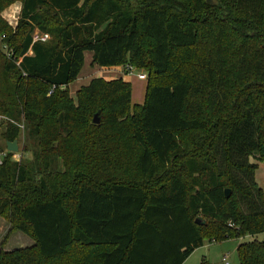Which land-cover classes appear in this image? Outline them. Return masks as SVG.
Segmentation results:
<instances>
[{"label": "trees", "instance_id": "obj_1", "mask_svg": "<svg viewBox=\"0 0 264 264\" xmlns=\"http://www.w3.org/2000/svg\"><path fill=\"white\" fill-rule=\"evenodd\" d=\"M16 1L14 29L0 14V113L23 116L34 149L0 159V216L29 242L6 250V233L0 264H182L204 241L264 234L248 161H264V0H0V13ZM85 51L146 71L143 102L103 77L74 101ZM237 255L264 264V237Z\"/></svg>", "mask_w": 264, "mask_h": 264}, {"label": "rangeland", "instance_id": "obj_2", "mask_svg": "<svg viewBox=\"0 0 264 264\" xmlns=\"http://www.w3.org/2000/svg\"><path fill=\"white\" fill-rule=\"evenodd\" d=\"M129 3H133V0H127ZM1 17L6 23L14 29L17 25L19 18V9H18V1L13 2L12 4L6 6L1 11ZM41 34L38 30H34L33 36ZM6 49L2 50V53L6 55L4 52ZM7 56V55H6ZM2 61L3 58H0V72L2 69ZM87 71V69L85 70ZM88 72V71H87ZM109 71L104 70L103 68L98 67L96 70L92 69L91 75H86L85 72L82 71L68 85V93L71 97H73L75 101V92L78 88L83 85L88 84V79L92 77H109ZM136 72L143 73L147 75L144 70H136L134 74H129L127 76H123V78L130 82L131 84V102L140 104L143 102V98L145 95L146 88V78L139 79L136 77ZM147 77V76H146ZM110 78V77H109ZM2 84L0 82V88ZM34 104V102H31ZM13 125L18 128V133L16 134V140L18 144V151L15 153H11L10 158L12 160L20 161V160H30L32 158V151L34 149L33 142L27 138L26 130H25V120L21 115L20 118H11L7 114L0 113V159L5 156V154L9 151L6 149V131ZM185 138V136H182ZM258 153L252 152L251 156H249L248 161L250 163L255 164V172H254V180L259 187H261L264 191V161L260 160ZM10 223L4 218L0 216V243L3 238L8 233L10 229ZM8 239L5 245L6 250H12L18 247H22L26 245L28 242L27 236L23 235L19 231L12 230L8 233ZM264 234H257L254 236L246 235L244 237L238 239H228L220 242H208L204 241L203 244L193 250V252L185 259L182 264H200L202 260H204L207 264H239L238 255H237V246L242 242H247L252 239L261 240L263 239ZM75 248H72V250Z\"/></svg>", "mask_w": 264, "mask_h": 264}, {"label": "crops", "instance_id": "obj_3", "mask_svg": "<svg viewBox=\"0 0 264 264\" xmlns=\"http://www.w3.org/2000/svg\"><path fill=\"white\" fill-rule=\"evenodd\" d=\"M20 8H21V3L18 2V9H19V12H20ZM84 60H83V72L86 73V75H91V71L92 69H97L98 65H95V64H92L91 63V59H92V53L89 52V51H85L84 54ZM100 68H103L105 71L108 70L109 72V77L107 79H112V78H123V76H127L128 74L125 72L124 68L122 66H113V67H100ZM87 69V71H85ZM81 71H82V68H81ZM80 71V72H81ZM79 72V74H80ZM95 77V76H94ZM92 77V78H94ZM99 77V76H98ZM88 79V82L92 79ZM103 78H106V77H103ZM124 79V78H123ZM125 80V79H124ZM145 92V91H144ZM145 96V95H144ZM144 100V98H143ZM142 103V102H141ZM140 103V104H141ZM132 104H135V103H132ZM137 104V103H136ZM29 242V240H28Z\"/></svg>", "mask_w": 264, "mask_h": 264}, {"label": "built area", "instance_id": "obj_4", "mask_svg": "<svg viewBox=\"0 0 264 264\" xmlns=\"http://www.w3.org/2000/svg\"><path fill=\"white\" fill-rule=\"evenodd\" d=\"M5 38V35H0V50L2 51L3 49H6V51L4 52L7 56L10 55V52H9V49L7 48L6 44L3 42V39ZM48 38V35L47 34H39V35H36V36H33V39L36 40V39H39V40H46ZM126 69H127V74H134L135 73V69L131 66H126ZM136 77H138L139 79H145L146 78V75L143 74V73H138L136 72ZM50 93V92H49Z\"/></svg>", "mask_w": 264, "mask_h": 264}, {"label": "water", "instance_id": "obj_5", "mask_svg": "<svg viewBox=\"0 0 264 264\" xmlns=\"http://www.w3.org/2000/svg\"><path fill=\"white\" fill-rule=\"evenodd\" d=\"M209 1H211V0H209ZM92 122L95 124H97L99 122L98 113L94 114ZM6 149H7V151H9L11 153L17 152L18 151L17 140L14 139L13 141H7L6 142ZM224 194H225V197L227 198L229 196V189H225ZM196 222L199 223L200 219H197Z\"/></svg>", "mask_w": 264, "mask_h": 264}]
</instances>
